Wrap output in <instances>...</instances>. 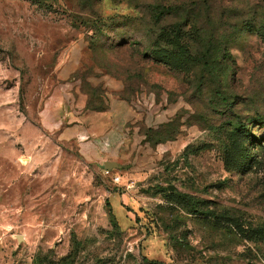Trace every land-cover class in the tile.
Listing matches in <instances>:
<instances>
[{
	"label": "rangeland",
	"instance_id": "rangeland-1",
	"mask_svg": "<svg viewBox=\"0 0 264 264\" xmlns=\"http://www.w3.org/2000/svg\"><path fill=\"white\" fill-rule=\"evenodd\" d=\"M185 13L173 70L146 49ZM261 119L264 0H0V264H264Z\"/></svg>",
	"mask_w": 264,
	"mask_h": 264
},
{
	"label": "trees",
	"instance_id": "trees-1",
	"mask_svg": "<svg viewBox=\"0 0 264 264\" xmlns=\"http://www.w3.org/2000/svg\"><path fill=\"white\" fill-rule=\"evenodd\" d=\"M181 8H184V6L180 7L174 3L157 6L152 11V21L157 24L166 15H179V9ZM193 22L194 20L190 19L188 14L185 13L179 16V19L174 23L166 27H160L158 32L155 33L151 44L146 49L145 55H148L152 61L165 64L173 70H188L192 65H198L203 60V56H197L196 54L197 51L194 47V40L196 39L192 38V35L196 33L195 28L194 31L192 30ZM90 23L91 25H95L94 28L99 33V22L93 21V23ZM213 50L214 52L211 55L226 53L223 47H215ZM216 95L220 98L221 104L228 103L227 97L223 96L221 92L218 91ZM259 123H264V120L261 119L257 122V124ZM230 125L229 131L231 132L229 141L223 149L225 155H227L226 162L230 163L231 167L236 171H238V167L243 166L242 164L244 161H247L245 160L247 158H250V161L254 160L259 163V160H256L254 151H252L251 157L247 155L249 146L244 145L245 138L248 137L249 141L251 139L255 143L259 142V139L248 129L247 123H242L241 120H235ZM144 259L148 264H168L160 260Z\"/></svg>",
	"mask_w": 264,
	"mask_h": 264
},
{
	"label": "water",
	"instance_id": "water-1",
	"mask_svg": "<svg viewBox=\"0 0 264 264\" xmlns=\"http://www.w3.org/2000/svg\"><path fill=\"white\" fill-rule=\"evenodd\" d=\"M103 165L107 169H111L113 167H119L118 164H116L115 162H111V161H105ZM18 239H20V237H18Z\"/></svg>",
	"mask_w": 264,
	"mask_h": 264
},
{
	"label": "crops",
	"instance_id": "crops-1",
	"mask_svg": "<svg viewBox=\"0 0 264 264\" xmlns=\"http://www.w3.org/2000/svg\"><path fill=\"white\" fill-rule=\"evenodd\" d=\"M95 132H99V129H94Z\"/></svg>",
	"mask_w": 264,
	"mask_h": 264
},
{
	"label": "built area",
	"instance_id": "built-area-1",
	"mask_svg": "<svg viewBox=\"0 0 264 264\" xmlns=\"http://www.w3.org/2000/svg\"><path fill=\"white\" fill-rule=\"evenodd\" d=\"M115 180H117V178H115Z\"/></svg>",
	"mask_w": 264,
	"mask_h": 264
}]
</instances>
